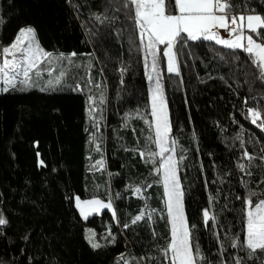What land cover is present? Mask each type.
<instances>
[{
  "label": "trees",
  "instance_id": "obj_1",
  "mask_svg": "<svg viewBox=\"0 0 264 264\" xmlns=\"http://www.w3.org/2000/svg\"><path fill=\"white\" fill-rule=\"evenodd\" d=\"M106 6L111 15L108 0H0V49L14 41L21 27L31 25L48 51L82 54L75 58L78 65L86 64L89 57L83 54L91 53L93 80L102 83L100 89L89 85L83 92L73 91L76 76L86 75L80 67L47 91L0 92V210L10 221L0 228V264H123L121 254L129 264H163L157 250L166 246L169 234L166 219L160 218L161 212L166 217L163 187L155 182L151 162L135 151L154 135L148 123L150 92L143 53L131 43L134 39L139 44L138 34L122 13L110 26L95 20L92 14L103 13ZM245 6L264 14V0H246ZM96 28L102 38L89 42V29ZM232 52L214 41H190L179 54L180 76L167 73L166 61L161 63L172 135L178 141L177 152L186 157L180 165L185 208L190 222L198 225L195 235L209 259L219 247L212 232L202 226L201 209L209 207V194L217 197L212 211L219 213L217 230L223 238L227 230L243 237L242 204L235 199L245 193L241 177L248 187L264 192V182L257 183L264 178V161L257 155L264 147V132L251 125L244 104L247 96V107L264 106V81L246 53ZM121 67L128 69L123 83ZM89 95L97 99L89 101ZM238 133L257 156L251 177L236 167L238 162L247 163L241 161ZM40 159L46 166H39ZM101 159L103 167L96 164ZM129 185L144 187L148 203L157 209L151 222L123 229L107 209L85 220L74 201L65 199L76 194L107 199L106 190L120 192L115 203L122 224L144 204V195H133ZM222 205L228 211H221ZM87 228L95 230L101 248L90 247ZM109 228L116 243L104 239ZM26 234L28 241L22 239ZM229 251L234 255L238 250ZM149 255L156 259H140ZM249 264H264V253Z\"/></svg>",
  "mask_w": 264,
  "mask_h": 264
},
{
  "label": "snow or ice",
  "instance_id": "obj_2",
  "mask_svg": "<svg viewBox=\"0 0 264 264\" xmlns=\"http://www.w3.org/2000/svg\"><path fill=\"white\" fill-rule=\"evenodd\" d=\"M71 2V0H69ZM112 5V14L109 15V7H105L103 13H93L95 20L100 25L108 22L110 26L113 21L120 19L123 14L126 19L133 22V32L138 34L139 44L133 39L131 43L143 53V64L145 76L149 82L150 92V116L149 127L154 135L145 139L143 148L137 147L135 151L146 162L153 165L152 171L157 174L156 183L163 187V199L166 209L160 213L161 219H166L169 234L166 238V246H157L158 252L163 257V264H249V261L260 259V253H264V192L248 187L243 176L241 184L245 186V193L237 195L235 199L242 204L241 235L234 231L227 230L222 234L217 230L221 223L219 213L212 211L216 206L217 197L209 194V207L201 209L202 226L209 229L219 244L217 255L211 259L205 255L200 246L198 237L195 235L198 225L191 223L185 208V188L180 173L181 161L186 157L177 152L178 141L173 137V125L170 115L165 85L162 82L163 69L162 61H166V71L169 74L180 76L181 65L179 54L190 41L207 40L222 45L235 55V50H242L251 59L254 66L259 69V79L264 81V14L258 13L255 9L246 5V0L240 4L233 0H108ZM237 9H240L239 11ZM221 30L227 33V37L221 34ZM119 34V33H118ZM96 38H102L99 28L95 31L89 29V42ZM2 62H0V91L9 90H30L39 88L40 91H47L64 83L74 70L83 67L85 77L76 76L72 85L73 91L83 92L86 87L92 85L96 89L102 87L101 82H95L92 77V54L87 53L89 60L86 64L78 65L75 58L77 52L54 53L46 50L40 43L35 27L28 25L21 27L14 41L0 49ZM59 66L57 69L56 66ZM127 67L119 69L121 73L120 82L123 83V74ZM103 73L104 69H100ZM47 74L46 82L41 80ZM209 78L211 75L209 74ZM92 88H89L91 93ZM94 95H89V101H95ZM104 99L101 92L100 100ZM248 97L244 98L246 106V118L251 125H255L261 132H264V106L247 107ZM94 110V105H93ZM91 111V110H90ZM139 114V113H138ZM235 118V117H234ZM95 120V117L93 116ZM243 127V125H241ZM135 131V129H133ZM92 141L96 142L99 150L100 144L95 133L91 135ZM237 140L240 141L241 161L236 167L251 177L253 161L257 159L245 147L242 134L238 133ZM155 146V150L151 147ZM183 151H187L183 149ZM39 156V153L37 154ZM260 161H264V147L261 154H257ZM39 166H46L45 161L40 159ZM97 165L103 167V160H97ZM201 168L203 165L201 164ZM229 175H231L229 173ZM264 182V178L257 183ZM133 195H144V187L136 185L134 188L129 185ZM151 187V185H147ZM107 199L93 194L90 198L82 199L79 194L73 197H65L69 203L74 201L75 208L79 215L87 220L92 214H99L107 209L111 212V219L123 229H129L139 222L153 220L157 209L148 203V197L144 195L143 207L130 220L121 224L116 200L121 199V193L106 190ZM221 211H228L227 205L221 206ZM10 221L0 210V228L9 225ZM227 229V225H225ZM90 235L85 239L93 250L102 247L96 237L94 229L86 230ZM155 235V229H152ZM6 235V234H5ZM31 237L25 235L24 241ZM106 243H116V236L112 229L107 230L104 237ZM229 248L235 251L233 255ZM21 251H24L23 249ZM210 251V250H209ZM243 253L241 255L240 253ZM231 257V259L229 258ZM123 264H129L121 254ZM142 261L156 259L155 256H145Z\"/></svg>",
  "mask_w": 264,
  "mask_h": 264
},
{
  "label": "rangeland",
  "instance_id": "obj_3",
  "mask_svg": "<svg viewBox=\"0 0 264 264\" xmlns=\"http://www.w3.org/2000/svg\"><path fill=\"white\" fill-rule=\"evenodd\" d=\"M221 32L223 33V35L227 36V33L224 32V30H221ZM0 62H2V53H0ZM43 79H44V82H46V79H47V78H43ZM162 82H163V75H162ZM149 87H150V85H149ZM0 92H2V91H0ZM87 229H91V228H87ZM86 235H90V233H88V232L86 231Z\"/></svg>",
  "mask_w": 264,
  "mask_h": 264
},
{
  "label": "crops",
  "instance_id": "obj_4",
  "mask_svg": "<svg viewBox=\"0 0 264 264\" xmlns=\"http://www.w3.org/2000/svg\"><path fill=\"white\" fill-rule=\"evenodd\" d=\"M221 34L223 35V33L221 32ZM225 36V35H224ZM227 37V36H226Z\"/></svg>",
  "mask_w": 264,
  "mask_h": 264
}]
</instances>
